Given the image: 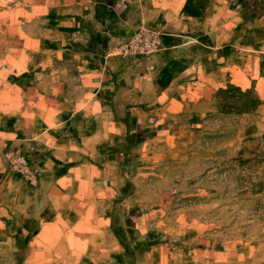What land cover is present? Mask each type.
I'll use <instances>...</instances> for the list:
<instances>
[{
    "label": "rangeland",
    "instance_id": "374dc122",
    "mask_svg": "<svg viewBox=\"0 0 264 264\" xmlns=\"http://www.w3.org/2000/svg\"><path fill=\"white\" fill-rule=\"evenodd\" d=\"M252 5L247 17L220 10V59L233 81L135 136L90 138L98 168L74 170L64 201L44 196L49 151L24 145L17 83L2 88L0 29V101L11 103L0 116V264H264V2ZM61 12L26 26L27 50L41 33L43 58L12 50L11 65L28 61L34 78L40 60L51 65L46 52L68 48L70 32L50 20Z\"/></svg>",
    "mask_w": 264,
    "mask_h": 264
},
{
    "label": "crops",
    "instance_id": "0c3cea01",
    "mask_svg": "<svg viewBox=\"0 0 264 264\" xmlns=\"http://www.w3.org/2000/svg\"><path fill=\"white\" fill-rule=\"evenodd\" d=\"M253 1L0 0L2 88L17 83L19 128L27 131L22 134L28 141L24 145L49 151L40 159L39 183L50 190L44 196L68 200L66 191L74 170L97 167L86 147L90 138L135 136L146 129V122L161 120L169 107L196 104L221 81H233L225 59H220V10L225 9L227 15L238 7V13L247 17ZM55 9L61 15L50 20L58 25L55 31L70 32L68 48L46 52L51 65L44 66L40 60L32 78L28 61L11 65L12 50L19 58L32 54L43 58L44 52L37 46L42 34H34L37 43L27 50L26 26L42 25L43 14ZM141 28L159 33L158 50L150 55L124 54L121 46ZM15 42L17 47H11ZM66 57L73 58L72 65L62 64ZM44 74H50L47 86ZM74 88L81 95L73 96ZM42 89L51 93L44 97ZM4 101H0V116L10 117V99ZM74 119L77 123L71 126Z\"/></svg>",
    "mask_w": 264,
    "mask_h": 264
},
{
    "label": "built area",
    "instance_id": "2783aa9c",
    "mask_svg": "<svg viewBox=\"0 0 264 264\" xmlns=\"http://www.w3.org/2000/svg\"><path fill=\"white\" fill-rule=\"evenodd\" d=\"M160 44L159 34L146 28L139 29L130 41L121 46L124 54L150 55L158 50Z\"/></svg>",
    "mask_w": 264,
    "mask_h": 264
}]
</instances>
